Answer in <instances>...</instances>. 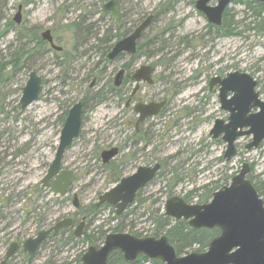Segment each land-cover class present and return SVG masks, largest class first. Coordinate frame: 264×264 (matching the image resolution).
I'll use <instances>...</instances> for the list:
<instances>
[{"label": "rangeland", "instance_id": "374dc122", "mask_svg": "<svg viewBox=\"0 0 264 264\" xmlns=\"http://www.w3.org/2000/svg\"><path fill=\"white\" fill-rule=\"evenodd\" d=\"M25 1L28 0H0V63L10 60L20 46L30 49L35 44L27 38L19 39L15 30L4 31L6 22L8 19L13 20L20 4L24 6L22 18L25 24L22 27H36L39 34L48 28L53 29L55 22L63 18L59 13L64 6L70 9L68 20L75 19L80 13L92 12V21L98 22L102 29L111 25V16L103 18L101 15L106 0H30L28 4ZM195 2L118 0L117 6L121 12L134 20L153 12L157 14V20L147 30L145 40L155 41L152 45L147 42L148 52L161 49L163 54L160 58L166 63L156 68V76L161 78L160 84L145 87L139 96L144 99L159 97L168 91L173 92V89L178 93L176 97H171V103L161 119H157L156 134L159 138L154 139L151 148L156 152L144 151L143 159L134 163L136 166L139 162L150 164L158 160L166 164L160 175L141 193L140 198L145 201H136L128 208L123 217L124 232L142 236L152 234L153 218L158 211L164 212L169 198L165 185L172 175V168H184L186 173L183 182L175 187L174 195L184 197L197 190L188 199L189 203L196 204L204 192L203 186L221 185L226 177H229V183L230 176L237 174L243 164L248 163L253 168H250L249 177L252 176L254 182L259 184L264 198V185L261 184L264 180V142L257 149L247 150L245 145L251 137L240 138L237 155L227 161L224 159L226 144L221 139H213L210 134L217 118L227 120L229 116L227 111L221 109L219 86L210 88L211 79L237 70L250 73L258 79V90L264 99V31H246L241 25L246 17L244 8L233 1L229 9L235 15L236 30L231 36L218 35L210 31L208 19L197 9ZM211 4L215 5L216 1ZM251 19H248L249 23L246 20V25L253 27L251 23L254 19ZM241 31L243 35L239 34ZM62 32L63 38L57 43L71 49L78 42V35L66 33L64 29ZM48 47L36 50L33 57H29L26 69L13 77L5 76L4 82H0V109L5 110H0V162L3 173L0 178V261L12 242L23 243L36 236L40 229L66 216L76 218L72 229L75 230L85 216L81 207L96 203L99 196L113 186L107 183L108 174L101 167L94 151H102L109 144L120 146L125 142V128L120 121L123 111L116 97L86 114L81 138L64 157L63 167L75 170L78 174L69 194L59 197L52 190H46L42 196L34 194V187L40 185L48 164L55 156L61 130L58 119L65 108L64 104L81 97L87 85L82 86L80 77L96 68L94 66L97 63L101 67L99 61L102 57L100 51L96 54V49L88 53L84 44L78 47V57L72 63L75 70L68 75L72 79L77 78L78 85L75 87L74 83H69L68 86L64 85L61 78L63 65L59 64L60 60L51 50H47ZM157 59V56L149 60L141 58L137 65L146 62L153 64ZM125 62L122 59L108 64L107 75L103 80L111 76L114 78ZM32 70L41 75L44 84L39 100L21 109L19 100L22 88ZM125 153H128L126 148L118 158L124 159ZM130 171L132 169L125 170V174ZM74 194L79 195L82 204L80 209L73 204ZM31 203L35 205L32 207ZM112 211V208L103 210L91 222L87 218L84 230L88 229L90 233L109 231L118 222L112 220L116 216ZM88 248V243H64L60 242V237L53 236L32 261L19 252L9 264H61L74 261ZM195 249L194 246L187 253Z\"/></svg>", "mask_w": 264, "mask_h": 264}, {"label": "water", "instance_id": "95a60500", "mask_svg": "<svg viewBox=\"0 0 264 264\" xmlns=\"http://www.w3.org/2000/svg\"><path fill=\"white\" fill-rule=\"evenodd\" d=\"M115 1L109 0L105 3L103 11L111 13L117 19L120 13ZM210 1L198 0L196 7L206 15L210 23L221 25L225 9L233 0H218L216 5L209 4ZM22 9L23 6L19 5L14 18L17 23L22 19ZM153 18L154 15L148 16L131 35L118 41L109 55L110 58L116 57L121 52L134 53L136 40L149 27ZM43 38L55 46L50 30L43 33ZM151 72V66L142 65L132 78L137 82L145 80L151 83ZM123 74L122 69L116 76V85L121 84ZM212 83L220 85L219 97L222 109L229 112L228 120L216 119L210 132L213 138L221 136L227 143L225 158L230 160L236 155L237 139L244 136L252 137L246 145L247 150L258 148L264 140V100L255 89L257 81L247 72L233 71L223 78H213ZM42 85V77L36 71H31L26 85L22 88L20 99L22 109L39 99ZM229 93L233 95L229 97ZM166 103L162 101L140 104L137 110L142 113V118H145L157 114ZM254 108H259L260 111L251 112ZM81 121L82 105L78 103L70 111L61 132L56 156L49 173L43 179L44 184L49 185L53 192L60 196L69 193L72 183L77 178L74 170H61V165L64 153L72 146L74 138L79 134ZM117 152V148L105 152V161L114 157ZM160 168V163L140 166L137 172L122 177L115 186L103 193L99 197L98 205L104 202L114 205L117 214L120 215L135 201L138 190L153 180ZM250 168L248 163H244L241 170L233 176L230 184L214 192L212 199L207 203L191 204L180 196H173L166 201L165 213L175 220H187L189 225L196 229L217 227L221 230L220 235L211 240L207 250L178 255L166 235L139 237L128 232H115L106 236L101 247H90L81 257L82 264H108L110 254L116 249L122 251L125 260L129 263L135 262L139 255L144 254L148 258L161 260L162 264H264V199L248 178ZM50 178H53V181L48 184ZM74 204L76 207L79 206L77 195ZM73 222L72 217H66L48 229L40 230L35 237L24 242L25 251L35 255L41 243L49 235L62 228H69ZM83 224L84 221L75 230L76 236H82ZM18 248L17 242L12 243L0 264H7Z\"/></svg>", "mask_w": 264, "mask_h": 264}, {"label": "flooded vegetation", "instance_id": "af4514ba", "mask_svg": "<svg viewBox=\"0 0 264 264\" xmlns=\"http://www.w3.org/2000/svg\"><path fill=\"white\" fill-rule=\"evenodd\" d=\"M107 1H109V0H107ZM174 1H176V0H174ZM197 1L198 0H196L195 3H197ZM212 1H214V0H211L210 3ZM215 1L217 2V0H215ZM233 1H236L238 4L242 5L243 8H244L243 9V13L246 15V17L242 21L241 25L244 27V29L246 31L255 30L258 33L264 31V27L262 29H258L259 27H256L255 26L256 25L255 21L251 23V24H253V27H251V25H249V24L246 25V20L249 23V20L248 19H251V18L252 19H255V16H252L255 11L248 4V1H250V0H233ZM252 1L254 2V3H252V6L253 7H257V8L260 7V6L258 7L259 3H264V1L262 2V1H259V0H252ZM232 2H230V4ZM104 3H106V1ZM115 3H116V6H117L118 0H116ZM230 4L225 9L224 15H225L226 11H228V10L230 11V9H229ZM117 8H118V6H117ZM119 9L120 8H118V10ZM23 10H24V7H23ZM69 10L70 9L67 6H64V11L62 9L61 13H59V14H62L61 16L63 18L62 19L59 18V21H56L55 22V25H54L53 29L52 28H48V29H46V30H44L42 32L40 31V37L44 41V45L42 47L50 46V47H48L47 50H51L54 53V55L57 57V59L60 60L59 64L63 65V68H65L64 69V72L62 71V76H61L64 85H68L69 86V83H74L75 84L74 85L75 87H77V85H78L77 84V78L76 79H72L71 77L68 76L70 72H72V71L75 70L72 67V63H75L76 58L78 57V55L75 58L72 57L71 60H68V61L64 60L62 54L66 53V51H68L70 49H68L67 46H62V45H59L57 43L58 41H60V39L63 38V36H62L63 29H64V31L66 33L67 32H70V31H68L66 29V27H65L66 25L72 24L73 22H75L77 20L78 21H81L82 24H83L82 30L77 31V32L74 31V34L76 33L78 35V42H77L78 44L77 43L74 44V46L76 47L75 51L77 50L78 47H82V44H84L86 46V50L88 51V53H89L90 50L96 49V54H98V51H100L102 57H101V60L99 61V63H101V67L98 66V63H97L94 66V67L97 66L96 68H94L92 70H88V72H87L86 75L80 77V83H82V86H86L87 85V87L85 89V92L83 94H81V97L79 99H77L76 101H73V102L67 101L66 104H64L65 108L62 110L61 115H60V117L58 119L59 120V123H60V128H61V130H60V137H61V132H62V130H63L65 124H66L67 118L70 115V111L73 109V107L75 105H77L78 103H81V105H82V121H81V126H80V130H79V134H78V136L76 138H74V141H73L72 146L64 153V155L62 157L61 170L62 169H67V168H64L63 167V160H64V157H65L66 153L71 148H73V146L75 145V142L79 138H81V136L83 134V130H84L83 128L85 127V123H86V121H85L86 114L88 112H92L95 109H97V107L99 105H101L103 103H106L108 101H111L113 98H116V97L120 100L119 101V104L121 105L122 111H123V114H121V116H120L122 118V119H120V121L122 122V125L125 128V142L123 144H121L120 146L115 145V143L109 144L102 151H100L99 149H97L96 151H94L95 152V155H96V158L101 163V167L103 169H105V166H107V165H109L111 163L119 164L120 165V169L122 170V173H123V176L122 177H125V176H130V175L134 174L135 172H137V170L139 169L140 166H153V165H155L157 163H160L161 164V168L157 171L156 176L153 178V180H151L144 187H142L141 189L138 190V192L136 194L135 201L132 204H130L123 211V213H121L120 215L117 214L116 206L110 205V204H108L106 202L98 205L99 199L96 202V205L97 206H101L103 204H108V205L112 206L114 208V210H115L116 215L117 216H121L122 214L126 213L127 210H128V208L130 206H132L137 201L138 193L141 192V191L143 192L146 189V187L148 185H150L160 175V173H161V170L163 168V161H158L157 160L156 162L150 163V164L149 163L148 164H142V163L139 162V164L136 165V166H134V163L136 164L139 159H143L144 151L146 152L147 150H151L152 146L154 145V143H153L154 142V139H156V138L158 139L159 138V135L156 134L157 133V131H156V128L157 127L156 126H158V120L157 119H161L163 113L166 112V110L168 109V106L171 103V97H173V96L176 97V95H178V93L175 92L174 89H173V92L172 91L171 92L168 91L165 94L160 95L159 97H151L149 99H146V98L144 99V98H142V97L139 96L140 93L144 90L145 87H147V86L152 87V86H155L157 84H160L159 82H160V79L161 78L156 76V68H157L158 65H162V64H165L166 63L165 60H162L160 58L162 56V54H163V52H162L161 49H158V50H155V51L151 52L150 56L148 55V44H147L148 41L145 40V38H146V32H147V30L157 20V14L155 12L150 13L148 15H143V16L139 17L137 20H134V19L130 18L128 15L123 14L121 12V9H120V11H119V13H120L119 18L116 19L111 13L104 12L103 11V5H102V11H103V12H101L102 13L101 14L102 17L104 18L105 16H109L110 15L111 18H112L111 19V25L107 29H102L98 25V22H93L92 21V19H93L91 17L92 14H93L92 12L91 13H88V12L80 13L75 19L68 20L67 19V14L69 13ZM150 15H154V18H153L151 24L149 25V27L136 40V51L134 53L121 52L116 57L110 58L109 55H110L111 51L113 50V48L115 47L116 43L118 41L122 40L123 38L131 35L136 30V28L140 24H142V22L144 20H146L147 17L150 16ZM224 15H223L222 23H223V20H224ZM247 16H250V18H248ZM14 18L15 17H13V21L15 23V19ZM118 22H120V23H118ZM222 23H221V25H222ZM24 24H25V22L23 21V18H22L21 21L19 23H17L16 25L20 27V26H22ZM208 24H211V23L208 21ZM117 27L124 29L123 32H125L126 35L124 37H121L120 39H116L115 37H113L110 40H108V39L107 40H104L106 34L107 35H110L111 33H114L115 34ZM33 28H36V27H33ZM170 29L171 30H174V28L173 29L170 28ZM47 30H50L51 31V35L53 36V43H54L55 46L52 45V42H50L49 40L43 38V33L45 31H47ZM243 33L244 32L241 31L239 34L243 35ZM32 41L35 42V44H34V46L32 48H30L31 49V52H33L31 54L32 55L31 57H33V55L35 53L36 44H37V41L34 38H30L29 39V42H32ZM106 49H108V51L105 54V50ZM139 51H142V52L139 53ZM58 55H61V56L59 57ZM153 55L154 56H157V58H158L155 63L152 64V63L146 62V63H140L139 65H137V61H139L141 58H144V59L149 60V59H151V58L154 57ZM122 59H124L126 62L118 70V72L116 73L115 77L112 78V76H111L110 79H108L106 81L103 80V77L107 75V69L109 68V65L112 64V63H116V61H119V60H122ZM91 62H92V60H91ZM67 63H70V64L68 66H66ZM142 65H149V66L152 67V72H151L152 82L151 83L148 82V81H145V80H141L140 82H137L136 80H134L132 78L133 77V74ZM122 69L124 70L122 82H121L120 85H116L115 84L116 76L119 73V71L122 70ZM32 71H35V70H32ZM97 73H99V74H97ZM226 75L227 74H225L224 76H217V77H222L223 78ZM254 79L257 81V85H256L255 89L259 93L260 98L262 99L261 93L258 90L259 81L255 77H254ZM212 80L213 79H211V81H210V88H212L215 85H218L219 86V95H220V85L217 84V83H212ZM42 81H43V78H42ZM102 82H104L103 85H101ZM43 84H44V81H43ZM110 84H112L113 86H115L117 90L111 91L110 90ZM232 95H233L232 93H229V97H231ZM39 98H40V96H39ZM219 100H220V97H219ZM262 100H264V99H262ZM162 101H166L167 103L164 106V108H162L157 114H153L151 116H146L145 118H142L143 117L142 113L137 110V106L140 105V104H149L151 102L160 103ZM220 104H221V101H220ZM19 107L21 108L20 101H19ZM221 109H222V105H221ZM258 111H260L259 108H254V109L251 110V112H258ZM217 119H223V118H217ZM223 120L227 121L228 119L227 120L226 119H223ZM60 137H59V142H60ZM216 139H221L226 144V150H227V143L221 138V136L219 138H216ZM239 139H237V142H238ZM251 140H252V137H251ZM250 141H248L247 144ZM263 142H264V140H263ZM236 146H237V143H236ZM1 147L2 146H0V148ZM113 148H117L118 149L117 154L114 157H112V158H110V159H108V160L105 161L106 156L104 155V153L107 152V151H110ZM125 148H126V150H127L128 153H125L124 154V159H119L118 157L119 156L120 157L122 156L120 154L122 153V150H124ZM152 150L155 151V149H152ZM152 150L150 152H152ZM226 150H225V152H226ZM56 153H57V149H56ZM56 153H55V156H56ZM2 154H4V153H2ZM55 156H54V158H55ZM224 159H226L225 158V153H224ZM52 161L48 164V170H47L45 176L42 178V180L40 182V185L34 187L35 190L36 189L38 190L37 193H39L40 196H42V193L45 192L46 190H52L49 185H45L44 182H43V179L49 173V169L51 167ZM131 169H132V171H130V172H128V173L125 174V170H131ZM105 171L107 172V174H109L106 169H105ZM75 173L77 175V178L72 183V185L70 187V191H71V188H72L73 184L78 179V174H77L76 171H75ZM2 176H3V173H2L1 162H0V178ZM52 181H53V178H50L47 183L49 184ZM117 183H114L113 186H115ZM111 188H109V189H111ZM108 190H106V191H108ZM75 195H77L78 196V199H79V195L78 194H74L73 204L75 202ZM173 196H179V195H173ZM173 196H171V197H173ZM171 197H169V198H171ZM180 197L185 200L184 197H182V196H180ZM185 201L188 202L187 200H185ZM81 205L82 204H81L80 199H79V206L76 207V205L74 204V206L77 209H80ZM164 209H165V207H164ZM73 219H74V222H73V224L70 227H72V226L74 227L75 224H76V221L77 220H76V218L74 216H73ZM86 219H87V217L84 216L82 218L80 224H79V225H81L82 221H84L83 228H82L83 232L85 231L84 228H85V225H86ZM180 220H184V219H180ZM176 221H178V220H176ZM49 227H51V226H49ZM49 227H45V228H42L40 230L48 229ZM38 232H37V234H38ZM120 232H124V231H120ZM110 233H115V232H110ZM110 233H108V234H110ZM136 236H139V235H136ZM139 237H145V236H139ZM49 238L50 237H47L41 243V245L43 243H46V241ZM105 238H104V240H105ZM14 242H17L19 244V248L15 251L14 255L18 254L19 252L21 254V252H22L23 254H26V255H28L30 257H35V255L41 249V245H40V247H39L38 251L36 252V254L35 255H30L24 249V242L23 243H20L19 241H14ZM14 242H12V243H14ZM103 243H102V245H103ZM11 244L9 245V247L7 248V250L5 252V256H6V253H7L8 249L10 248ZM116 250H119V249H116ZM116 250H114V251H116ZM5 256L0 261V263L4 260ZM12 257L9 259V261L12 259ZM9 261L7 262V264H9ZM45 263H50V262H45Z\"/></svg>", "mask_w": 264, "mask_h": 264}, {"label": "trees", "instance_id": "16d2710c", "mask_svg": "<svg viewBox=\"0 0 264 264\" xmlns=\"http://www.w3.org/2000/svg\"><path fill=\"white\" fill-rule=\"evenodd\" d=\"M30 0L25 1V3H29ZM252 3H254L252 0L248 1V4L250 5L251 8L254 9V14L252 16H255V23L256 27H259L258 29H262L264 27V3H259L258 7H253ZM64 11V9H63ZM120 23V22H118ZM237 22L235 21V15H232L230 11H226L224 15V20L222 25H213V24H208V28L212 32H216L218 35H225V36H231L234 34V31L236 30ZM66 29L74 34V31H80L83 28V24L81 21H75L72 24L66 25ZM169 27V26H168ZM71 28V29H70ZM170 29V28H169ZM10 30H15L18 32V38L23 39V38H34L37 41L36 44V50L39 48H42L44 45L43 39L40 37V34L37 32L36 28H25L22 26H17L12 19H8V21L5 24L4 31L8 32ZM124 29L118 28L116 29V33H111L110 35H105L104 40H110L111 38L115 37L116 39H120L121 37H124L126 35L125 32H123ZM28 39V40H29ZM155 41L149 40L148 43L152 45V43ZM76 44V43H74ZM72 45V48L66 53L62 54L64 60L68 61L71 60L72 57H76L77 50L75 51L76 47ZM108 49L105 50V54L107 53ZM142 51H139L141 53ZM33 52H31V49L25 48V46H20L17 50H15V53L11 56L10 60L3 61L0 63V82H4V78L7 77H13L15 74L18 72L22 71L23 69L27 68V65L29 64V57H31ZM150 52H148V55L150 56ZM59 57L61 55H58ZM70 63H67L66 66H68ZM65 69V68H64ZM63 69V72H64ZM99 74V73H97ZM5 78V79H6ZM110 90H117L115 86L110 84ZM2 112L5 111L4 109H0ZM166 163L163 162V167L165 166ZM252 168V167H251ZM105 169L108 171V184H114L117 183L121 177L123 176L122 170L120 169L119 164H114L111 163L107 166H105ZM184 168H172L171 169V177L166 181L165 187L167 188L168 191V197L173 196L175 187L179 185L180 183L183 182V180L186 177V173L183 171ZM253 169V168H252ZM230 178H232L230 176ZM251 181L254 183L257 191L261 196H263V191H261L260 186L258 183L254 182V179L252 176L249 177ZM229 177L225 178V182L221 185H217L219 183H216L215 186L210 187L209 185H205L202 187L204 192L201 194V198L199 200V203H206L208 202L212 194L221 188L222 186L228 184ZM261 184L264 185V180L261 181ZM37 189L35 190L34 194L37 193ZM197 190L192 191L184 195L185 200L188 201L191 195L196 193ZM142 191L138 193L137 201L139 203H142L145 201V199H141ZM8 200V198H6ZM155 202V201H154ZM34 203H31V206L33 207ZM35 205V204H34ZM31 207V208H32ZM112 208V212L115 213V210L112 206L108 204H103L101 206H97L96 203L90 204L86 207H81V212L89 218V221H92V218H94L97 214L102 212L103 210H108ZM36 209V207L34 208ZM32 209L28 210L31 211ZM126 213L122 214L121 216H114L112 218L113 221L117 220L118 222L114 227L109 229V231H103L99 230L97 233L92 232L90 233L88 229L84 231V234L82 237H75L74 231L72 228L68 229H62L59 232L53 233L49 237L57 236L60 237V242L68 243V242H76V241H82L84 243H88L89 247L94 246V247H99L103 242L104 238L109 232H120L124 231V218ZM154 221V228L152 229V236H161V235H167L170 242L173 244L175 247L176 252L181 255L187 253V251L192 250V248L195 246L196 249L195 251H204L208 246L209 243L212 239L220 235L221 230L219 228H200L196 229L193 228L189 225L188 221L186 220H174L171 217L167 216L164 212L158 211L157 214L153 218ZM67 234V235H66ZM135 235L142 236L141 234L134 233ZM98 243L99 246L97 245ZM45 246V243L41 245V248ZM21 254L28 259L29 261H32L34 257H30L26 254ZM83 253L79 254L74 261H67L63 262L61 264H82L81 262V256ZM150 262L151 264H161V261L158 259H149L145 255H140L138 259L133 262L129 263L125 260V257L120 250H116L112 252L109 258L108 264H145Z\"/></svg>", "mask_w": 264, "mask_h": 264}]
</instances>
